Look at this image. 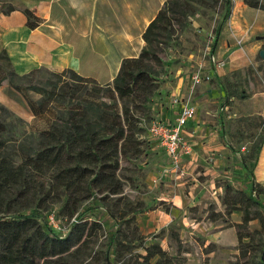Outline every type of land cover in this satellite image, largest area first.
Listing matches in <instances>:
<instances>
[{
  "label": "rangeland",
  "instance_id": "obj_1",
  "mask_svg": "<svg viewBox=\"0 0 264 264\" xmlns=\"http://www.w3.org/2000/svg\"><path fill=\"white\" fill-rule=\"evenodd\" d=\"M249 1L264 4V0ZM244 6H248L245 0H231L229 5L224 0H208L206 4L196 5L186 24H175L174 33L160 44L163 65L154 97L160 91H172L180 83L184 100L197 109V120L189 126L192 152L188 156L174 162L157 142L155 145L147 138V126L153 116L151 109L141 116L140 151L128 153L120 161L117 178L122 189L119 192L92 190L78 212L69 217L63 207L66 197L61 189L47 194L40 182L33 180L30 188L38 194V200L25 198L22 210L36 213L46 226L59 233L69 227L78 213L99 221L102 230L98 231L95 248L108 249L115 264H125L129 257L134 260L151 243H158L177 264H242L233 226L241 223L242 212H230L224 205V185L249 189L256 146L264 138V56L260 55L264 51V25L261 29L237 25L241 32L236 31L230 20L234 16L236 20L240 14L243 17ZM99 12L98 7L96 20ZM246 31L247 37L243 36ZM97 33L96 29L91 30L81 38L80 50L93 59L90 72L103 80L108 70L101 68L102 62L113 65L114 54L131 52V48L120 46L116 39L97 38ZM101 51H106V59ZM217 61L223 63L218 66ZM0 64H4L3 60ZM40 67L36 81L42 84L54 80L52 72L62 69ZM211 68L217 71L214 77L209 80L203 77L198 83L191 80L193 71L205 75ZM180 77L182 81L178 80ZM30 96L38 97L34 93ZM1 105L12 112L7 122L16 125L20 139L27 130L24 122L32 120L28 105L16 93L7 99V104L0 101ZM43 125L41 119L35 123V127ZM214 213L220 217L212 220ZM246 228L252 238L244 240L251 241L253 251L247 261L254 264L262 255L259 247L264 244V228L257 219ZM123 232L132 235L129 245L133 248L122 259L115 260L113 238L119 239Z\"/></svg>",
  "mask_w": 264,
  "mask_h": 264
},
{
  "label": "trees",
  "instance_id": "obj_2",
  "mask_svg": "<svg viewBox=\"0 0 264 264\" xmlns=\"http://www.w3.org/2000/svg\"><path fill=\"white\" fill-rule=\"evenodd\" d=\"M224 2L229 5L231 0ZM206 3L208 0H165L142 33L144 45L139 54L124 57L113 79L104 84L71 68L52 72L55 79L42 84L36 81L41 67L18 74L5 51H0L4 62L0 64V85L7 84L20 94L32 115L30 122L19 118L27 126L19 139L16 125L7 122L12 112L0 106V264H115L108 249L95 248L102 230L99 221L78 213L59 233L36 213L24 212V200H38L30 188L37 180L47 194L61 189L66 197L64 210L71 217L92 190L117 193L122 189L117 178L120 161L128 153L140 151L141 116L152 109L159 86L157 76L163 65L160 44L174 33L175 24H186L196 5ZM245 3L264 10V4L257 1ZM15 9L12 0H0V13ZM21 10L29 28L42 23L31 9ZM30 93L38 97L33 99ZM38 119L44 121L42 127H35ZM262 143L264 138L256 146L257 154ZM261 196L264 187L257 182H251L248 190L224 185V205L230 212H242L241 223L233 224L242 264H249L247 260L253 256L251 241L244 240L252 238L248 223L257 219L264 228ZM218 217L220 214L214 213L212 220ZM132 238L125 232L119 239L113 238L115 260L132 250ZM143 248L144 254L137 253L134 260L127 258L125 264H151L155 257L153 264H177L158 243ZM259 249L262 255L254 264H264V244Z\"/></svg>",
  "mask_w": 264,
  "mask_h": 264
},
{
  "label": "crops",
  "instance_id": "obj_3",
  "mask_svg": "<svg viewBox=\"0 0 264 264\" xmlns=\"http://www.w3.org/2000/svg\"><path fill=\"white\" fill-rule=\"evenodd\" d=\"M165 0H12L17 9L7 14L0 13V51H5L14 70L24 74L40 66H54L57 68H71L84 76H92L100 83L110 82L117 73L121 60L124 57H135L144 45L142 33L148 23L154 18ZM100 8L99 18L96 20L97 8ZM21 8L31 9L42 23L35 27L26 26V16ZM244 18L230 20L236 31V26L248 27L252 25L261 29L264 25V11L244 6ZM242 17V18H241ZM98 30L97 38H112L120 46H129L131 52L116 53L113 56V65L103 61L101 68L107 69L105 79L93 74V59L84 56L80 48L81 38L91 30ZM243 36H248L247 31ZM138 40L134 43L133 39ZM134 44L137 46L134 47ZM102 52V51H101ZM105 55L106 59V51ZM211 77L217 73L210 69ZM182 81V77L178 79ZM178 83L172 91H160L154 97L152 111L166 121H173L179 113L184 100L183 90ZM18 94L11 87L0 85V101L7 104L13 94ZM20 95V94H19ZM180 99L173 103L174 97ZM196 108V106H195ZM197 120V109L193 119L189 120L183 129V135L190 141L189 126ZM152 143L155 140L149 138ZM156 145V144H155ZM168 155V154H167ZM185 155L183 157H186ZM182 157V158H183ZM251 182H257L264 187V143L250 173Z\"/></svg>",
  "mask_w": 264,
  "mask_h": 264
},
{
  "label": "built area",
  "instance_id": "obj_4",
  "mask_svg": "<svg viewBox=\"0 0 264 264\" xmlns=\"http://www.w3.org/2000/svg\"><path fill=\"white\" fill-rule=\"evenodd\" d=\"M212 60L213 65H216L215 59ZM222 63V61H217L218 66ZM203 77L209 80L211 78L210 72L202 75L201 71L195 70L192 72L191 80L198 83L202 81ZM172 102L179 103L180 99L176 96L172 99ZM195 114V106L187 101L182 103L179 113L173 121H166L153 112L147 126V138L154 139L174 162H178L183 156L192 152V145L183 135V129L187 122L194 118Z\"/></svg>",
  "mask_w": 264,
  "mask_h": 264
},
{
  "label": "water",
  "instance_id": "obj_5",
  "mask_svg": "<svg viewBox=\"0 0 264 264\" xmlns=\"http://www.w3.org/2000/svg\"><path fill=\"white\" fill-rule=\"evenodd\" d=\"M260 55H261V56H264V51L261 50V51H260Z\"/></svg>",
  "mask_w": 264,
  "mask_h": 264
}]
</instances>
